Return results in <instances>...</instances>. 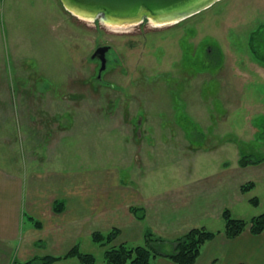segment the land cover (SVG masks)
<instances>
[{"label": "rangeland", "instance_id": "rangeland-1", "mask_svg": "<svg viewBox=\"0 0 264 264\" xmlns=\"http://www.w3.org/2000/svg\"><path fill=\"white\" fill-rule=\"evenodd\" d=\"M11 3L0 11V124L15 118L27 136L25 150L10 149L11 166L27 174L28 228L22 243H0V264L75 244L93 264H109L92 233L113 227L120 233L108 246H149L152 233L150 246L164 253L184 231L205 227L216 236L198 264H211L227 240L224 208L246 220L264 212V181L237 199L223 193L242 152L264 157V63L248 42L264 24V0H217L175 22L118 27L60 0ZM101 46L109 49L97 78L91 56ZM196 204L212 207L195 214ZM71 263L82 264L77 256L51 264Z\"/></svg>", "mask_w": 264, "mask_h": 264}, {"label": "crops", "instance_id": "crops-1", "mask_svg": "<svg viewBox=\"0 0 264 264\" xmlns=\"http://www.w3.org/2000/svg\"><path fill=\"white\" fill-rule=\"evenodd\" d=\"M11 4V0H0V11L10 9L12 6ZM14 4V7H16V1H13V5ZM2 15H4V13H0L1 20ZM14 119L15 118L3 120L4 123L0 124V243L18 245L23 242V235L26 228H28H24L23 226V216L24 213H26L24 206V187L27 185L25 182L27 174L22 171V168L15 170L14 167L11 166V156L13 152L11 153L10 148H12V145L17 148L16 143H18V153H20L21 150L23 151V149L25 150L26 143L24 138L27 136H24V131L20 124L17 125L14 123L16 120ZM17 122L16 120V123ZM234 170L237 171L233 172L234 177L229 180L230 185L223 192L226 198L229 197L228 195L230 193L235 194L233 198H239L237 193H243L240 189V185L244 182L253 181L255 183L253 179L264 181V159L256 165L238 166L237 169L234 167ZM249 199L250 198H248V202L251 203ZM196 202L201 204L199 201ZM253 205L256 206L258 203ZM153 207L158 210L160 209L157 203H154ZM211 207L212 204L203 205L202 208H198V204H196L191 212L196 214L199 213L200 209H202L201 212H205L209 211ZM197 209L198 211H196ZM152 212L157 211L153 209ZM76 218L79 219L80 215L74 216V218L68 220L74 222ZM70 226L71 225L68 224L67 229L71 228ZM198 262L197 259L195 264H198ZM209 262L211 264H264V231L255 234L252 233L249 228H246L239 235L227 239L225 248L220 256L214 258V261L211 258ZM7 264H9V262ZM154 264L177 263L173 262L168 257L157 256Z\"/></svg>", "mask_w": 264, "mask_h": 264}, {"label": "trees", "instance_id": "trees-1", "mask_svg": "<svg viewBox=\"0 0 264 264\" xmlns=\"http://www.w3.org/2000/svg\"><path fill=\"white\" fill-rule=\"evenodd\" d=\"M248 42L250 52L254 58L264 63V24H261L256 30L250 33ZM258 138L264 143V133L259 134ZM263 158L264 157L259 154L255 156L252 152H242L241 157L239 158V165L247 166L257 164L260 163ZM253 186V181H247L241 185L240 189L245 192L253 188ZM249 201L252 204H257L258 197L253 196ZM63 207L64 201L62 199L55 200L54 208L56 211L60 212ZM130 210H132L138 219L144 218V213L140 210V207H131ZM222 218L225 222L223 234L227 239L239 235L246 228H249V230L255 234L264 231V212L254 215L249 220H246L240 217H233L230 209L224 208L222 211ZM119 233L120 229L118 227H113L106 234H102L99 231H94L92 233V239L94 241L100 243L102 246H106L104 254L105 260L109 264H126L127 262H130L131 264H154L157 256L168 257L177 264H195L200 255L202 245L216 236V232L207 230L205 227H193L174 239L172 242V250L164 253L159 252L154 246H150L153 243L151 241L158 240L152 238V233L147 234V242L150 243L149 246L137 245L131 247L123 242L119 245L108 246V244L116 239ZM73 256H77L82 264H93L95 262V257L92 254L80 252L78 245L75 244L64 255L48 254L42 257L34 256L25 261L14 260L12 264H51L58 261L60 258Z\"/></svg>", "mask_w": 264, "mask_h": 264}, {"label": "water", "instance_id": "water-1", "mask_svg": "<svg viewBox=\"0 0 264 264\" xmlns=\"http://www.w3.org/2000/svg\"><path fill=\"white\" fill-rule=\"evenodd\" d=\"M63 6L86 19H99L114 27L131 25L148 18L164 24L193 15L217 0H60ZM107 46L97 48L92 58L100 60L99 73L105 69Z\"/></svg>", "mask_w": 264, "mask_h": 264}, {"label": "flooded vegetation", "instance_id": "flooded-vegetation-1", "mask_svg": "<svg viewBox=\"0 0 264 264\" xmlns=\"http://www.w3.org/2000/svg\"><path fill=\"white\" fill-rule=\"evenodd\" d=\"M144 19H146L147 21L149 20L148 18H144ZM143 19V20H144ZM143 20L142 21H140L141 23H143ZM107 46H109V44L107 45ZM108 49H109V47H108ZM95 57H98V56H95ZM105 57H106V55H105ZM94 58V57H93ZM107 58V57H106ZM107 60V59H106ZM105 64H106V62H105ZM103 71V70H102ZM101 71V72H102ZM101 77V74L100 73H98V75H97V78H100Z\"/></svg>", "mask_w": 264, "mask_h": 264}]
</instances>
